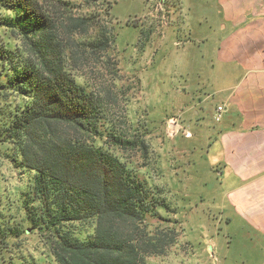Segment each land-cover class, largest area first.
Listing matches in <instances>:
<instances>
[{"label":"rangeland","instance_id":"374dc122","mask_svg":"<svg viewBox=\"0 0 264 264\" xmlns=\"http://www.w3.org/2000/svg\"><path fill=\"white\" fill-rule=\"evenodd\" d=\"M62 1L52 8V16L62 32L63 44L74 48L68 64L70 72L78 82L105 97L117 132L143 136L148 144L147 155L123 152L116 146L110 151L150 184L160 187L158 199L170 206L167 211L160 210L162 217L148 219L170 244L163 254L150 257L149 264H264L257 241L244 237L239 229L229 228L223 214L201 196L206 186L209 190V176L216 167L210 165L200 146L195 149L188 141L193 134L186 128L187 108L196 100L188 102L191 91H199L201 85H191L196 77L194 69L179 65L183 56L190 55L189 32L205 24L202 12L196 11L199 6L191 0ZM82 18L89 20L87 32L75 25L74 20ZM95 28H106L116 38L108 50L93 52L83 44L94 35ZM197 39L202 45L203 38ZM0 47L13 51L15 60L27 56L25 42L3 26ZM7 71L0 61V82L4 86ZM202 95L207 94L200 91L198 97ZM23 103V95L2 87L0 117ZM2 147L0 217L16 216L20 221L9 225L22 224L28 230L21 237L3 239L7 244L0 242V264H49L45 240L33 233L24 218L23 197L33 173L13 162L12 152ZM199 167L201 171L196 173ZM222 191L215 197L217 203Z\"/></svg>","mask_w":264,"mask_h":264},{"label":"trees","instance_id":"16d2710c","mask_svg":"<svg viewBox=\"0 0 264 264\" xmlns=\"http://www.w3.org/2000/svg\"><path fill=\"white\" fill-rule=\"evenodd\" d=\"M62 3L0 0V26L17 34L27 53L15 60L13 51L0 47V61L8 67L0 90L9 87L24 102L0 117V147L33 173L24 218L45 240L49 264H149L170 244L148 219L162 217L160 210L170 206L158 199L160 187L110 151L116 146L147 155L148 144L143 136L117 132L105 97L70 72L74 48L63 44L52 16ZM74 21L88 31L89 20ZM93 34L83 43L93 52L116 41L106 28ZM15 221L20 219L0 217L3 244L27 233L22 224L9 225Z\"/></svg>","mask_w":264,"mask_h":264},{"label":"crops","instance_id":"0c3cea01","mask_svg":"<svg viewBox=\"0 0 264 264\" xmlns=\"http://www.w3.org/2000/svg\"><path fill=\"white\" fill-rule=\"evenodd\" d=\"M191 1L205 24L192 31L195 38L189 32L190 58L179 62L195 70L191 85H201L191 91L188 104L196 101L187 108L186 128L190 144L216 167L208 169L209 190L204 182L201 196L229 228L257 241L264 260V0ZM200 91L207 95L198 97ZM219 106L223 119L216 123Z\"/></svg>","mask_w":264,"mask_h":264},{"label":"built area","instance_id":"2783aa9c","mask_svg":"<svg viewBox=\"0 0 264 264\" xmlns=\"http://www.w3.org/2000/svg\"><path fill=\"white\" fill-rule=\"evenodd\" d=\"M223 113H224V107L223 106H219L216 109V114H215V117H214V120H215L216 123H220L222 121Z\"/></svg>","mask_w":264,"mask_h":264}]
</instances>
